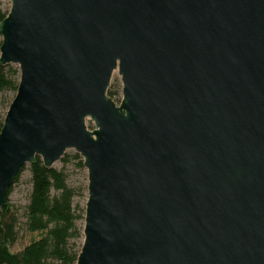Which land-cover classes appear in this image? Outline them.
Masks as SVG:
<instances>
[{
	"label": "water",
	"instance_id": "95a60500",
	"mask_svg": "<svg viewBox=\"0 0 264 264\" xmlns=\"http://www.w3.org/2000/svg\"><path fill=\"white\" fill-rule=\"evenodd\" d=\"M9 1L0 211L36 157L74 150L76 264H264V0Z\"/></svg>",
	"mask_w": 264,
	"mask_h": 264
},
{
	"label": "trees",
	"instance_id": "16d2710c",
	"mask_svg": "<svg viewBox=\"0 0 264 264\" xmlns=\"http://www.w3.org/2000/svg\"><path fill=\"white\" fill-rule=\"evenodd\" d=\"M7 15L0 10V23ZM17 76L18 70L0 65V94L7 91L17 93ZM117 95L108 90L112 100ZM3 122L4 117H0V133ZM73 159L80 160L79 167H83V159L78 154ZM60 161L67 165L70 158L65 154ZM28 167L32 189L24 224L27 231L42 236L22 251L11 252V247L19 241L22 226L18 212L8 204L12 186L0 211V264H76L83 238V227L79 223L84 221L85 216V209L76 204V198L83 197L84 189L69 186L66 173L56 168H45L40 157H36ZM22 172L15 178L14 184L19 181Z\"/></svg>",
	"mask_w": 264,
	"mask_h": 264
},
{
	"label": "rangeland",
	"instance_id": "374dc122",
	"mask_svg": "<svg viewBox=\"0 0 264 264\" xmlns=\"http://www.w3.org/2000/svg\"><path fill=\"white\" fill-rule=\"evenodd\" d=\"M10 6L11 2L9 0H0L1 11L9 13ZM2 41L3 38L0 34V44ZM9 66L11 70L19 71L17 65ZM16 79H20V73ZM109 90L118 94L114 100L120 104L122 101V82L118 70H116L113 74ZM15 96L16 93L12 91L3 92L0 94V117L5 118ZM88 128L90 130L94 129V125L91 121L88 122ZM75 154L77 153L74 150H68L66 155L69 156L70 162L67 165H64L61 161H59L54 165V168L63 170L66 173L69 186L75 189H84L83 197L76 198V204H78L82 209H85L87 200L88 172L84 166L82 168L79 167L80 160L73 159ZM31 178V172L27 166V168L22 172L19 181L13 185L12 191L8 197V204L14 211L18 212L19 218L22 222V226L20 227V238L19 241L13 247H11L12 253H18L22 251L27 245L40 239L42 236L40 233H31L27 231L24 224L26 221L25 212L29 204L32 189ZM83 223L84 221L80 222V226L83 227ZM80 243L82 244V240H80Z\"/></svg>",
	"mask_w": 264,
	"mask_h": 264
}]
</instances>
